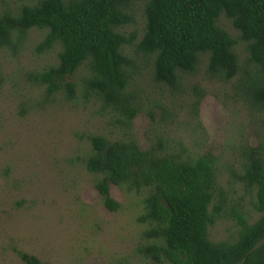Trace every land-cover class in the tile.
<instances>
[{"label": "trees", "instance_id": "1", "mask_svg": "<svg viewBox=\"0 0 264 264\" xmlns=\"http://www.w3.org/2000/svg\"><path fill=\"white\" fill-rule=\"evenodd\" d=\"M138 0H32L16 11H0V49L18 51L28 32L43 30L36 53L58 48L57 63L30 75L48 97L62 93L68 100L79 94L98 99L126 129L142 110L131 87L134 62L125 48L134 34L122 28L133 22L131 7ZM145 30L136 51L152 57L153 79L171 90H182L185 78L199 72L207 57L205 76L229 83L257 110H264V0H143ZM232 21L238 37L219 25L221 15ZM245 43L246 58L237 52ZM80 74V75H79ZM196 112L202 95L194 87ZM204 90L202 89L201 92ZM205 92V91H204ZM203 92V93H204ZM86 170L103 205L116 212L121 204L111 186L129 191L148 189L140 223L148 225L151 244L146 251L167 264H264V146L245 150L239 179L256 189L253 223L234 210L236 237L213 241L209 229L226 212L227 194L217 186L216 157H195L179 143L168 152L164 138L143 150L128 136H88ZM30 264L38 260L19 252Z\"/></svg>", "mask_w": 264, "mask_h": 264}, {"label": "rangeland", "instance_id": "2", "mask_svg": "<svg viewBox=\"0 0 264 264\" xmlns=\"http://www.w3.org/2000/svg\"><path fill=\"white\" fill-rule=\"evenodd\" d=\"M32 0H0V11H16ZM34 1V0H33ZM133 22L122 28L138 42L145 30L144 2L131 7ZM219 25L232 36L239 33L224 14ZM44 35L33 29L18 51L0 49V264H167L146 251L148 225L140 223L148 189L129 191L112 185L111 196L121 204L112 212L102 203L95 176L85 167L88 136H132L146 150L161 136L168 152L187 155L211 152L217 159V186L227 194L225 215L209 229L213 241L236 237L234 210L244 211L251 223L256 189L240 179L245 150L264 146V110L253 108L229 83L205 76L200 70L185 78L182 90H171L153 79V58L125 48L133 62L131 87L142 110L130 129L122 126L98 99L79 94L68 100L62 93L48 97L30 75L57 63L58 48L36 53ZM245 43L237 52L246 58ZM80 75V74H79ZM197 87L202 98L192 107ZM202 89L205 91L201 92Z\"/></svg>", "mask_w": 264, "mask_h": 264}]
</instances>
